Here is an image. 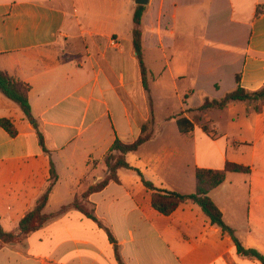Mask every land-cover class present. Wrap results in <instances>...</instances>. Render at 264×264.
Wrapping results in <instances>:
<instances>
[{
	"label": "crops",
	"instance_id": "1",
	"mask_svg": "<svg viewBox=\"0 0 264 264\" xmlns=\"http://www.w3.org/2000/svg\"><path fill=\"white\" fill-rule=\"evenodd\" d=\"M137 7L135 0H0V69L29 86L37 124L0 91V120L17 131L12 137L0 126V226L19 234L52 163L58 180L44 213L81 198L106 177L116 138L132 143L142 134L152 96H173L180 105L156 118L151 139L128 163L157 189L184 195L196 192L197 169L249 167L228 173L210 197L243 247L264 255V101L230 103L221 110L224 125L221 111L205 112L206 124L189 112L235 91L238 76L248 92L264 88V0H150L142 25L147 87L133 44ZM178 118L193 124L189 133ZM118 178L89 202L121 262L107 231L70 208L23 242L1 243L0 264H262L238 253L193 201L166 216L136 171L120 169Z\"/></svg>",
	"mask_w": 264,
	"mask_h": 264
},
{
	"label": "trees",
	"instance_id": "2",
	"mask_svg": "<svg viewBox=\"0 0 264 264\" xmlns=\"http://www.w3.org/2000/svg\"><path fill=\"white\" fill-rule=\"evenodd\" d=\"M146 7L138 6L133 17L134 29H133V44L140 61L144 85L147 87V69L143 59V17ZM258 15L260 10L257 11ZM238 88L228 93L221 100H206L202 106L197 109H191L189 112L204 113L210 110H223L232 102H255L264 101V88L257 92H248L240 85V78L237 77ZM148 89V88H147ZM0 91L10 100L15 102L24 112L26 117L30 121H34L31 112V105L29 100L30 88L27 84L19 81L13 76H10L7 72L0 69ZM257 111L259 107L255 108ZM179 129L182 133H189L193 127V124L186 118H178L177 120ZM34 125L37 128V124L34 121ZM155 125V119L152 116L142 128V134L138 139L132 143H126L121 138L117 137L113 143L111 149L107 153L104 159V163L107 167L106 177L91 185L81 198H76L75 201L68 206H64L59 212L47 215L44 213V209L48 203L49 196L52 193L55 184L58 180V175L55 170V166L52 163L51 166V178L49 185L47 186L44 194L37 201L36 206L26 214V216L20 221L19 234L7 233L0 226V241L1 243L9 244L14 242H23L28 235L41 229L48 222L64 215L70 208L77 209L84 213L88 218L95 221L100 227L104 228L110 238V241L114 244L116 250L117 259L121 262L119 255L117 242L112 235V232L107 228L95 215L94 207L89 202V196L93 193L100 192L105 189L112 181H119L118 172L120 169H131L138 173L142 182L146 188L152 191V206L159 213L169 216L173 214L178 207L187 201H193L198 204L205 215L211 220L213 225L218 226L224 233L228 234L234 240L238 253L255 258L264 264V255L256 250H247L243 247L241 242L235 235V232L230 228L223 219V214L216 206L214 201L210 197V193L215 188L222 185L227 178L228 173H245L251 172L249 167L242 165L228 163L225 169L213 170V169H197L196 170V192L189 195H184L178 192L166 191L157 189L153 183L147 181L140 170L133 168L127 161V155L136 152L143 144L149 141L152 137L153 127ZM0 126L3 127L12 137H15L17 131L13 123L8 119L0 120ZM205 131L207 127L204 125ZM40 143L45 148L44 137L39 132ZM0 243V245H1Z\"/></svg>",
	"mask_w": 264,
	"mask_h": 264
},
{
	"label": "rangeland",
	"instance_id": "3",
	"mask_svg": "<svg viewBox=\"0 0 264 264\" xmlns=\"http://www.w3.org/2000/svg\"><path fill=\"white\" fill-rule=\"evenodd\" d=\"M151 99V98H150ZM180 105V102L178 101V99L174 98L173 96H167V97H162L160 95H156V96H152L151 102H150V106H151V117L153 116L156 120L157 119H164V117L168 114H170L172 111L175 110V108L177 106ZM216 111H221V110H217L214 109ZM223 111H221L219 114L216 115V117L219 119L220 124H225L227 121V114L226 113H222ZM192 117L194 118V120L197 123H203L206 124L205 122H207L206 119H203L204 117V113H200V112H190ZM151 118L148 120L150 121ZM1 243V241H0Z\"/></svg>",
	"mask_w": 264,
	"mask_h": 264
},
{
	"label": "water",
	"instance_id": "4",
	"mask_svg": "<svg viewBox=\"0 0 264 264\" xmlns=\"http://www.w3.org/2000/svg\"><path fill=\"white\" fill-rule=\"evenodd\" d=\"M150 0H135V3L138 6H147L149 4Z\"/></svg>",
	"mask_w": 264,
	"mask_h": 264
}]
</instances>
